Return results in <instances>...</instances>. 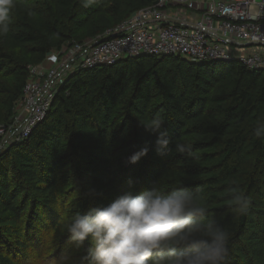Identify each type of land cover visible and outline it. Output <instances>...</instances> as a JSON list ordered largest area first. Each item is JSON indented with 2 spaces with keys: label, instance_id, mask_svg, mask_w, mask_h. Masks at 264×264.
<instances>
[{
  "label": "trees",
  "instance_id": "16d2710c",
  "mask_svg": "<svg viewBox=\"0 0 264 264\" xmlns=\"http://www.w3.org/2000/svg\"><path fill=\"white\" fill-rule=\"evenodd\" d=\"M154 1L14 0L9 31L0 33V124L15 117L32 68ZM59 87L45 121L0 155V264H19L38 247L39 228L61 227L69 207L61 206L62 194H78L67 201L86 211L129 191L130 181L136 193L157 182L203 187L209 212L231 233L226 264H264V139L253 135L264 119V72L238 62L137 57L75 71ZM157 114L171 141L164 155L142 127ZM177 142L190 145L195 158L177 153ZM145 145L146 157L126 163ZM229 186L249 198L246 214L230 210ZM68 241L53 260L69 250Z\"/></svg>",
  "mask_w": 264,
  "mask_h": 264
},
{
  "label": "clouds",
  "instance_id": "9594fccd",
  "mask_svg": "<svg viewBox=\"0 0 264 264\" xmlns=\"http://www.w3.org/2000/svg\"><path fill=\"white\" fill-rule=\"evenodd\" d=\"M14 0H0V33L9 31ZM163 116L157 114L143 122L145 131L156 136L155 151L164 155L170 144ZM253 135L264 139V119L255 122ZM177 153L195 158L191 146L175 143ZM149 152L145 145L127 157L126 163L137 164ZM136 181L129 191L108 204L75 212L66 231L70 242L79 249L88 247L87 264H226L230 231L209 212L203 187L164 188L159 182L139 193ZM88 195H99L89 188ZM226 195L230 210L244 215L249 198L229 186ZM56 264H73L70 253H62Z\"/></svg>",
  "mask_w": 264,
  "mask_h": 264
},
{
  "label": "built area",
  "instance_id": "2783aa9c",
  "mask_svg": "<svg viewBox=\"0 0 264 264\" xmlns=\"http://www.w3.org/2000/svg\"><path fill=\"white\" fill-rule=\"evenodd\" d=\"M107 33L110 38L103 41L51 54L47 61L55 64L64 54L56 69H31L22 100L29 108L16 118L22 129L13 144L24 142L45 121L74 63L72 73L129 58L176 56L198 64L238 62L264 72V0H155Z\"/></svg>",
  "mask_w": 264,
  "mask_h": 264
},
{
  "label": "rangeland",
  "instance_id": "374dc122",
  "mask_svg": "<svg viewBox=\"0 0 264 264\" xmlns=\"http://www.w3.org/2000/svg\"><path fill=\"white\" fill-rule=\"evenodd\" d=\"M117 28V27H116ZM110 31V30H108ZM108 31L98 34L94 38H84L82 41L78 40H73L71 44H68L65 48H68V51L72 49V47L76 44H85L88 43V41H93L96 42L98 39H104L109 36L107 33ZM57 62L56 64L53 62V60H49L43 65H40L41 69L40 71H51L53 69H56L58 64H60L64 60V54H58L57 55ZM75 64V63H74ZM74 64H71L69 66V69L64 73L67 74L66 78L69 76L73 75L71 71H69L71 68H73ZM39 68V67H38ZM63 74V75H64ZM60 88V87H59ZM23 100V98H22ZM22 100L20 103H18L17 108H16V114L15 117L9 124H0V155L3 153L7 152L12 145H14L12 142L16 140V136L20 133L22 126L21 123L16 121V118L18 116L21 117V115H25L26 112L25 109L27 110L29 108L27 102L22 104ZM12 143V144H11ZM9 145V146H8ZM166 189H171L173 186L171 184H164L163 186ZM69 199L76 200L78 197V194L76 196H73V193H66ZM64 194L61 195L60 201H61V206L62 205H67L69 206L67 209L64 210V213H62L63 216V222L61 223V227L55 231L49 228V226H46L45 228H39V231L37 232L38 236H40L41 242L38 247L34 248L31 247L29 251L22 253L18 258V263L19 264H56L57 259L55 258L54 260L51 258L53 255L56 254L57 256V251L62 248V245L69 240L67 243L68 245V251L67 253L71 254L73 264H87V261L84 259L86 256V250L88 247L87 242H85V245L83 248L77 249L74 244L70 242L69 236H67V231H66V224L70 222L71 216L75 213V206L74 204L70 205L72 201H67V196ZM60 209V208H59ZM14 222L7 223L6 225L12 226ZM24 229V227H23ZM41 230V231H40ZM32 246V245H31ZM23 258V259H22Z\"/></svg>",
  "mask_w": 264,
  "mask_h": 264
}]
</instances>
